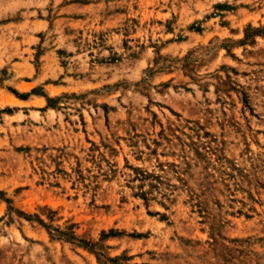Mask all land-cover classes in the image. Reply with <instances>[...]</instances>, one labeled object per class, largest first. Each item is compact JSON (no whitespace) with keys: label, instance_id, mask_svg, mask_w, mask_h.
<instances>
[{"label":"rangeland","instance_id":"rangeland-1","mask_svg":"<svg viewBox=\"0 0 264 264\" xmlns=\"http://www.w3.org/2000/svg\"><path fill=\"white\" fill-rule=\"evenodd\" d=\"M0 264H264V0H0Z\"/></svg>","mask_w":264,"mask_h":264},{"label":"trees","instance_id":"trees-1","mask_svg":"<svg viewBox=\"0 0 264 264\" xmlns=\"http://www.w3.org/2000/svg\"><path fill=\"white\" fill-rule=\"evenodd\" d=\"M15 93H17V92H15ZM47 99H48L49 102L52 101L51 98H47ZM39 221H40V223H41L43 226H45V225H44V222H43L42 220H39Z\"/></svg>","mask_w":264,"mask_h":264}]
</instances>
